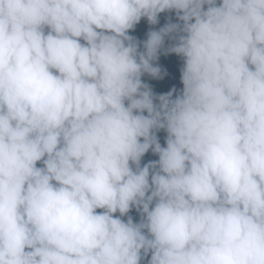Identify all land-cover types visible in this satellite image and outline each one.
Instances as JSON below:
<instances>
[{"label":"clouds","instance_id":"9594fccd","mask_svg":"<svg viewBox=\"0 0 264 264\" xmlns=\"http://www.w3.org/2000/svg\"><path fill=\"white\" fill-rule=\"evenodd\" d=\"M166 11L140 51L129 30ZM166 37L175 99L141 80ZM149 253L264 264V0H0V264Z\"/></svg>","mask_w":264,"mask_h":264},{"label":"trees","instance_id":"16d2710c","mask_svg":"<svg viewBox=\"0 0 264 264\" xmlns=\"http://www.w3.org/2000/svg\"><path fill=\"white\" fill-rule=\"evenodd\" d=\"M219 2L220 0H217L218 4ZM169 22L180 23L177 20L176 13L174 11L160 13L158 17V23L156 24H150L147 21V18H142L132 30H129L128 34L136 39V41L139 43V50L143 51V42L147 40L148 33L153 30H159ZM45 31H47V29ZM81 43H84V41L81 40ZM174 43V40L166 37L165 43L158 53V59L153 61L155 66L160 67V75L162 78H153L147 73L141 77L142 82L151 89L155 97H158L162 94H167L173 89H175V91H172V99H175L177 95L182 93L183 84L181 81V69L184 66V58L175 53L167 51V49L170 48ZM125 103L127 104V101ZM154 103L158 104L159 100L155 99ZM143 114L145 116L148 115L146 111ZM153 131L155 132V135L157 136L161 146L166 147V130L159 129ZM158 159V154L153 153L152 149L150 148L148 152L145 153V155L141 158V167H143L149 161H157ZM42 166L43 165L41 162H37V167ZM102 211V209H97V212ZM114 215L119 216V213L117 212ZM127 215L133 218L134 223H138L141 219L140 213L135 208H133ZM122 219L127 220V216L122 217ZM150 255L151 254L149 253V255L141 261V264H147L148 259H150Z\"/></svg>","mask_w":264,"mask_h":264}]
</instances>
